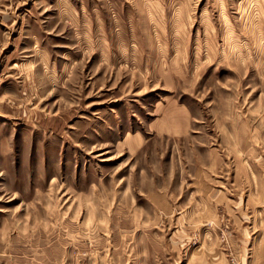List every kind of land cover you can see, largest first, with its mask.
Returning <instances> with one entry per match:
<instances>
[{
    "label": "rangeland",
    "instance_id": "374dc122",
    "mask_svg": "<svg viewBox=\"0 0 264 264\" xmlns=\"http://www.w3.org/2000/svg\"><path fill=\"white\" fill-rule=\"evenodd\" d=\"M0 264H264V0H0Z\"/></svg>",
    "mask_w": 264,
    "mask_h": 264
}]
</instances>
